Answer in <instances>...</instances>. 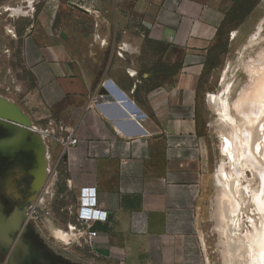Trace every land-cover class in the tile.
I'll use <instances>...</instances> for the list:
<instances>
[{"label":"crops","instance_id":"crops-1","mask_svg":"<svg viewBox=\"0 0 264 264\" xmlns=\"http://www.w3.org/2000/svg\"><path fill=\"white\" fill-rule=\"evenodd\" d=\"M241 2L109 0L105 12L74 8L70 32L62 18L59 26L23 36L21 67L35 86L20 102L15 66L0 63V226L17 227L15 197L31 198L47 233V264H81L79 251L55 244L85 243L81 194L95 189L96 208L108 219L93 227L94 258L205 264L199 222L209 148L200 90ZM141 42L154 63L134 62ZM65 127L79 141L66 152L57 141ZM43 153L49 167L36 190ZM8 242L0 236L1 249Z\"/></svg>","mask_w":264,"mask_h":264},{"label":"rangeland","instance_id":"rangeland-1","mask_svg":"<svg viewBox=\"0 0 264 264\" xmlns=\"http://www.w3.org/2000/svg\"><path fill=\"white\" fill-rule=\"evenodd\" d=\"M97 1L99 0H0V63H9L10 70L11 66H15L16 93L19 102V95L35 86L33 77L24 74L21 67L22 37L30 31L36 30L43 33L56 25L59 26L62 18L67 22L66 31L70 32L72 28L71 13L74 12L71 3L87 8L94 7L95 11L97 9L100 12L110 9L109 0L107 4ZM17 9H21L23 13L14 14L13 11ZM262 22H264V0H243L237 6L223 27L218 47L200 90L201 133L206 132L209 148L208 181L201 200L199 222V230L203 235L205 264H232V261L229 244L226 241V236L224 237V233H222L226 226L222 219L224 210L221 211L223 207L221 208L222 201L220 202V200L223 196L221 193L225 191L223 190L225 183H216V174L221 171V168L231 166L230 152L226 141L227 134L224 130L210 133L212 116L208 110H205L204 100L207 99L208 94L224 95L231 107L232 116L238 117L241 111H247H245L246 102L242 100V95L251 84L248 65L259 61L260 56L264 55V23L261 39L253 45H250L248 40L257 33ZM128 31L130 34L135 32L134 29H130V26H128ZM136 51L133 59L135 63H154L151 57L152 51L145 42L139 43ZM206 101L208 103V99ZM207 106L208 104H206V109ZM226 125L222 126L225 130L229 126ZM247 161L249 158L245 156L243 187H250V184L254 187L256 183L253 182L254 176L251 169L247 167L249 166ZM248 192L250 194L251 191L248 190ZM242 213L240 216L244 224L242 234H245L246 239L249 240V234L254 231L250 221V218H255L253 206L249 205ZM16 215L13 218L17 221V227L0 226V236H5L9 241L3 249L0 248L1 264H9L10 260V264L12 262L15 264H47L48 260L43 258V253L48 251L45 249L46 244H43V236L47 234L43 231V222L38 226H30L21 213ZM55 246L62 250L65 246L71 247L69 248L71 251H79L81 264H105L93 257L90 247L84 242L75 245L58 243ZM238 257L241 263H246L244 253H240ZM260 264H264V262L261 261Z\"/></svg>","mask_w":264,"mask_h":264},{"label":"bare ground","instance_id":"bare-ground-1","mask_svg":"<svg viewBox=\"0 0 264 264\" xmlns=\"http://www.w3.org/2000/svg\"><path fill=\"white\" fill-rule=\"evenodd\" d=\"M13 13L23 12L21 9H17ZM263 23L259 25L257 33L248 40L250 45L261 39ZM124 48L128 52L134 51L129 45H125ZM262 57L260 56L259 61L248 65L251 84L244 90L243 95L240 93L242 100L246 102L244 105L246 112L242 109L243 112L241 111L238 117H234L224 95H208L206 110L212 116L210 133H215L218 130L225 131L231 158V168H221V171L216 174V183H225V189H223L225 191L221 193L223 196L220 200V202L222 201L221 208L223 207L221 211L224 210L222 219L226 226L222 233H224V237L226 236V241L229 244L232 264H260L261 261L264 262V55ZM224 124L229 125L228 131L222 127ZM245 156L249 158L247 167L253 173V182L256 183L254 187L251 184L250 187H243ZM48 167V157L43 153L39 157L37 169H34V174L37 177L34 185L36 190L40 189ZM248 190L251 191L250 194ZM249 205L254 208L255 218H250L254 231L249 234L250 237L247 240L245 234H242L244 224L240 216ZM57 234L59 237H67V234L61 231ZM240 253L245 254L246 263L239 261Z\"/></svg>","mask_w":264,"mask_h":264},{"label":"built area","instance_id":"built-area-1","mask_svg":"<svg viewBox=\"0 0 264 264\" xmlns=\"http://www.w3.org/2000/svg\"><path fill=\"white\" fill-rule=\"evenodd\" d=\"M62 131L63 133H61V135L57 138V141L65 152L79 144V141L76 138L75 129L65 127ZM95 195V189H83L81 194V206L78 212L79 221L87 230L85 243L90 248L93 246L92 239L98 235L97 232L93 230L94 225L97 222H106L108 219L107 212L96 208L97 202ZM27 221L32 226H38L42 222L41 211L34 204H32L28 210Z\"/></svg>","mask_w":264,"mask_h":264},{"label":"flooded vegetation","instance_id":"flooded-vegetation-1","mask_svg":"<svg viewBox=\"0 0 264 264\" xmlns=\"http://www.w3.org/2000/svg\"><path fill=\"white\" fill-rule=\"evenodd\" d=\"M15 199L17 200V202L19 203V207H20V211L18 214H22L24 216V218L28 219V210L30 208V206L32 205V201H31V198H28V199H24L22 195H17L15 197ZM17 216V215H16ZM27 224L32 226L28 221H27ZM11 260L9 261V264H10ZM1 264V262H0Z\"/></svg>","mask_w":264,"mask_h":264},{"label":"water","instance_id":"water-1","mask_svg":"<svg viewBox=\"0 0 264 264\" xmlns=\"http://www.w3.org/2000/svg\"><path fill=\"white\" fill-rule=\"evenodd\" d=\"M71 5H72L74 8L78 9V10L86 11L85 9H83L82 7H80V6L76 5V4H72V3H71Z\"/></svg>","mask_w":264,"mask_h":264}]
</instances>
